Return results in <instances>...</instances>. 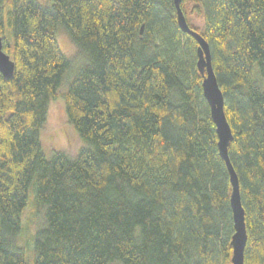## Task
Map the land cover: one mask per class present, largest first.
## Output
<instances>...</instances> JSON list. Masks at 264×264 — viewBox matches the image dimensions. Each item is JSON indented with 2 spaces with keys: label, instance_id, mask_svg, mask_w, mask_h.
Wrapping results in <instances>:
<instances>
[{
  "label": "trees",
  "instance_id": "obj_1",
  "mask_svg": "<svg viewBox=\"0 0 264 264\" xmlns=\"http://www.w3.org/2000/svg\"><path fill=\"white\" fill-rule=\"evenodd\" d=\"M180 9L223 95L244 264H264V0ZM57 30L80 57L69 79ZM0 37L14 62L0 74V264L29 262V205L44 215L30 264H231L229 173L174 0H0ZM57 97L87 145L74 156L42 147Z\"/></svg>",
  "mask_w": 264,
  "mask_h": 264
},
{
  "label": "water",
  "instance_id": "obj_2",
  "mask_svg": "<svg viewBox=\"0 0 264 264\" xmlns=\"http://www.w3.org/2000/svg\"><path fill=\"white\" fill-rule=\"evenodd\" d=\"M182 0H174L177 12V23L182 32L190 35L198 44V68L203 77V96L210 107L211 118L216 127L218 136V150L221 159L225 162L231 185L230 207L232 210L234 234L231 238L232 256L231 264H244V249L246 245V230L244 223V211L241 206L239 183L237 175L228 157V145L232 139L230 126L224 113V99L213 73L210 52L207 43L195 30L191 29L180 9ZM14 71V62L10 56L3 51V39L0 37V74L9 79Z\"/></svg>",
  "mask_w": 264,
  "mask_h": 264
},
{
  "label": "rangeland",
  "instance_id": "obj_3",
  "mask_svg": "<svg viewBox=\"0 0 264 264\" xmlns=\"http://www.w3.org/2000/svg\"><path fill=\"white\" fill-rule=\"evenodd\" d=\"M43 2V0H39ZM194 25L201 27L202 21L197 17L191 16ZM186 20V19H185ZM57 43L64 54V56L72 60V67L67 74L68 76L75 70V67L80 62V57L74 44L70 41L68 35L63 30H57L56 33ZM59 94L64 92V87H61ZM41 143L45 155H49L53 152H64L69 155H76L78 151L87 146L82 141L76 132L73 130L68 122L64 100L57 97L51 100L48 107L46 121L44 123L41 133ZM34 196L33 189L30 190L31 199ZM44 215L43 211L39 210L36 213L33 212V206L29 205L22 214V234L18 239V244L25 248L27 255L26 261L28 264L32 261L34 255L32 251V237L34 233L43 225Z\"/></svg>",
  "mask_w": 264,
  "mask_h": 264
}]
</instances>
